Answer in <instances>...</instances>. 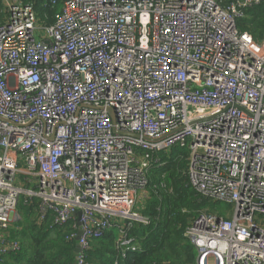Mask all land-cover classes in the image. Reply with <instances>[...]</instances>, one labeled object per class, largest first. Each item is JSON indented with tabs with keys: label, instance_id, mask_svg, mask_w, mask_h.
<instances>
[{
	"label": "built area",
	"instance_id": "built-area-1",
	"mask_svg": "<svg viewBox=\"0 0 264 264\" xmlns=\"http://www.w3.org/2000/svg\"><path fill=\"white\" fill-rule=\"evenodd\" d=\"M263 1L64 0L42 24L0 0V261L26 197L72 224L74 264L112 230L120 264L155 153L180 147L196 193L232 207L185 229L196 264H264V38L238 27Z\"/></svg>",
	"mask_w": 264,
	"mask_h": 264
},
{
	"label": "trees",
	"instance_id": "trees-1",
	"mask_svg": "<svg viewBox=\"0 0 264 264\" xmlns=\"http://www.w3.org/2000/svg\"><path fill=\"white\" fill-rule=\"evenodd\" d=\"M33 4L42 24H53L61 14L64 0H23ZM224 3L230 0H222ZM7 13L0 3V24ZM241 31H246L256 41L264 38V1L247 11L238 21ZM188 155L180 147L159 151L147 175L149 199L137 210L149 223H136L129 231V238L136 245L128 251L120 264H196L197 250L184 235L185 229L204 208L215 212L219 208L201 198L192 188L188 174ZM37 199L22 197L17 212L19 220L11 229L21 248L8 253L0 264H74L76 241L67 240L72 224L58 227L38 221ZM117 231L107 232L90 242L88 264H114L117 259Z\"/></svg>",
	"mask_w": 264,
	"mask_h": 264
},
{
	"label": "rangeland",
	"instance_id": "rangeland-1",
	"mask_svg": "<svg viewBox=\"0 0 264 264\" xmlns=\"http://www.w3.org/2000/svg\"><path fill=\"white\" fill-rule=\"evenodd\" d=\"M19 181H20V178H19ZM148 192L150 193V191H148ZM146 199H149V198H148V197L146 198L145 196L141 195L138 204H139V205H142V204L145 202ZM213 205H214L215 207L219 208L220 210H227V209H228L229 211L232 210V207L229 206V205H226V204H222V203H220V204H213ZM201 211L213 212V210L210 209V208H204V209H202ZM17 213H18V212H17ZM260 218H261L262 221L264 222V216H262V217H260ZM17 221H18V217H17Z\"/></svg>",
	"mask_w": 264,
	"mask_h": 264
},
{
	"label": "water",
	"instance_id": "water-1",
	"mask_svg": "<svg viewBox=\"0 0 264 264\" xmlns=\"http://www.w3.org/2000/svg\"><path fill=\"white\" fill-rule=\"evenodd\" d=\"M78 217H79V219H80V216H81V212H78ZM81 234V232H79V235ZM78 240H79V238H77V240H76V243H78ZM75 252L76 253H78L79 252V246L78 245H76V247H75Z\"/></svg>",
	"mask_w": 264,
	"mask_h": 264
},
{
	"label": "crops",
	"instance_id": "crops-1",
	"mask_svg": "<svg viewBox=\"0 0 264 264\" xmlns=\"http://www.w3.org/2000/svg\"><path fill=\"white\" fill-rule=\"evenodd\" d=\"M15 223V222H14ZM14 227V225L12 226V228ZM118 238H119V236H117V239H116V244H117V242H118Z\"/></svg>",
	"mask_w": 264,
	"mask_h": 264
}]
</instances>
